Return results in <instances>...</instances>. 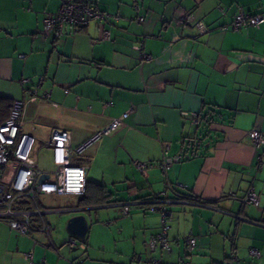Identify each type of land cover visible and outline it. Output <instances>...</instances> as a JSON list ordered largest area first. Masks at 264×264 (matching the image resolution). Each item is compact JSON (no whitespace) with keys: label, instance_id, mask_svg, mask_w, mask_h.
<instances>
[{"label":"crops","instance_id":"crops-1","mask_svg":"<svg viewBox=\"0 0 264 264\" xmlns=\"http://www.w3.org/2000/svg\"><path fill=\"white\" fill-rule=\"evenodd\" d=\"M89 1L109 18L66 25L56 38L43 19L61 0H0V124L21 98L22 131L44 143L51 129H65L76 148L129 110L75 157L88 166L84 199L37 194L48 234H21L0 219V264H29V251L44 264H228L232 252L231 264H264V144L250 136L264 134V22L223 29L239 10L264 14V0ZM41 148L51 170L52 151ZM165 151L182 156L166 171ZM32 157L47 171L39 153ZM134 160L152 165L139 169ZM250 188L257 202L243 207ZM164 191L175 198L167 204L168 252L149 245L161 218L144 203ZM118 202L130 203L129 212ZM76 214L88 229L70 244L65 225ZM188 235L196 239L190 254Z\"/></svg>","mask_w":264,"mask_h":264},{"label":"built area","instance_id":"built-area-1","mask_svg":"<svg viewBox=\"0 0 264 264\" xmlns=\"http://www.w3.org/2000/svg\"><path fill=\"white\" fill-rule=\"evenodd\" d=\"M109 16V13L99 10L89 0H61L58 11L45 15L43 28L45 32H52L56 38H60L63 36V28L66 25L80 28L86 26L91 20H105ZM137 19L142 21L143 16L138 15ZM183 19H186V16ZM262 22H264V14H252L239 10L223 29L239 30L247 27H258ZM196 26L199 33L207 31V27L200 21L196 23ZM102 38L110 39L108 29L103 30ZM134 48L139 51L143 59L149 58L148 54L142 52V46L137 45ZM25 81L27 80L24 79L23 82ZM43 96L48 97L49 92H44ZM23 111V99H12L8 116L0 124V219H4L12 229L21 234L29 233L35 229L48 234L50 227L42 218L46 211L40 209L37 205V194H83L86 187L88 166L74 164L72 159L82 154L88 146L100 137L117 128L121 123V119L127 116L129 110L95 132L76 148L71 146L69 131L61 128L51 129L43 143L45 147L50 148L52 151L53 167L47 171L41 170L32 157V149L36 142L35 137L31 133L21 130ZM250 136L254 146L259 147L264 144V134L258 130L250 131ZM181 158L182 156L179 154H168L165 151L159 165L166 171L173 163L180 161ZM134 164L139 169L152 165L151 162H141L139 160H134ZM42 174H45L46 178L40 181ZM173 201H175V198L169 199L164 191L144 202L147 210L158 212L161 218L160 231L152 236L149 241L151 249L156 245H159L165 252L171 249L167 236V217L170 215L167 204ZM241 201L243 204H255L257 202V195L253 188H250L242 196ZM24 203L30 204L31 208L25 207ZM134 203H138V201H134ZM117 204L120 206L122 213L129 212L130 203L118 202ZM69 243L74 244L72 241ZM195 247V237L186 236V253H192ZM250 254L259 257L260 252L256 248H251ZM24 257L29 264H44L43 259L34 262L31 251L26 252ZM234 259L235 256L232 252L228 264H231ZM155 264L162 263L155 260ZM181 264H190V262L183 260Z\"/></svg>","mask_w":264,"mask_h":264},{"label":"water","instance_id":"water-1","mask_svg":"<svg viewBox=\"0 0 264 264\" xmlns=\"http://www.w3.org/2000/svg\"><path fill=\"white\" fill-rule=\"evenodd\" d=\"M46 178L45 174H42L40 176V181ZM242 203V201H240ZM242 206L244 207L245 204L242 203ZM75 212V211H73ZM264 219V218H262ZM88 229V222L87 218L84 214H76L71 216L65 225L66 232L71 235V238L68 240V242L72 241L74 243V238H78L80 240H83L85 238L86 232ZM74 237V238H73Z\"/></svg>","mask_w":264,"mask_h":264},{"label":"rangeland","instance_id":"rangeland-1","mask_svg":"<svg viewBox=\"0 0 264 264\" xmlns=\"http://www.w3.org/2000/svg\"><path fill=\"white\" fill-rule=\"evenodd\" d=\"M42 145H43V140L40 138H37V140L33 146V149H32V156H34L36 158L38 153H39V162H40L41 167H44L46 170H49V168H50V163H49L50 151L48 149L43 150L41 148ZM82 154L77 155L76 158L77 159L80 158L82 156ZM76 158H74L73 163H79V162L75 161ZM54 198H57V197H53V199ZM40 199H43L42 196H40ZM50 202L53 204L55 203L54 201H50ZM47 203H49V201ZM73 213L74 212L67 211V212H62V215L67 216V215H71Z\"/></svg>","mask_w":264,"mask_h":264},{"label":"trees","instance_id":"trees-1","mask_svg":"<svg viewBox=\"0 0 264 264\" xmlns=\"http://www.w3.org/2000/svg\"><path fill=\"white\" fill-rule=\"evenodd\" d=\"M11 101H12V100H11ZM10 104H11V102H10ZM9 108H10V106H9ZM8 113H9V111H8ZM7 116H8V114H7ZM7 116H6V118H7ZM6 118H5V119H6ZM5 119H4V120H5ZM2 123H3V122H2ZM83 193H84V192H83ZM154 196H156V195H154ZM85 197H86V195L83 194L82 199H84ZM82 199H81V200H82ZM24 206L27 207V203H24ZM27 208H28V207H27Z\"/></svg>","mask_w":264,"mask_h":264}]
</instances>
